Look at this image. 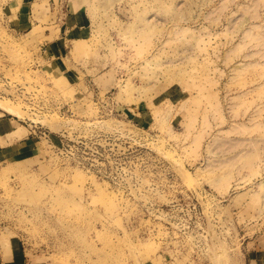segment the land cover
Masks as SVG:
<instances>
[{
  "label": "rangeland",
  "instance_id": "obj_1",
  "mask_svg": "<svg viewBox=\"0 0 264 264\" xmlns=\"http://www.w3.org/2000/svg\"><path fill=\"white\" fill-rule=\"evenodd\" d=\"M0 100V264L264 261V0H0Z\"/></svg>",
  "mask_w": 264,
  "mask_h": 264
},
{
  "label": "crops",
  "instance_id": "obj_2",
  "mask_svg": "<svg viewBox=\"0 0 264 264\" xmlns=\"http://www.w3.org/2000/svg\"><path fill=\"white\" fill-rule=\"evenodd\" d=\"M69 19L67 20V31L74 33L73 35L76 33L83 34L87 31L88 21L80 12L72 13ZM44 50L48 55L58 57L62 55L63 47L59 44V40L55 39L53 42H49ZM17 119L15 117L5 116V114L0 112V158L6 157L13 152L21 151L29 145H34L30 131H28L27 135L15 136L18 135V131L22 128ZM247 264H264V261L256 256H252L249 258Z\"/></svg>",
  "mask_w": 264,
  "mask_h": 264
},
{
  "label": "bare ground",
  "instance_id": "obj_3",
  "mask_svg": "<svg viewBox=\"0 0 264 264\" xmlns=\"http://www.w3.org/2000/svg\"><path fill=\"white\" fill-rule=\"evenodd\" d=\"M3 102H4V103H1V100H0V109H1V110H3L4 112H7V113H9V114L14 115L15 118H18V117L21 116V113H22V112H21L20 109H18L17 106L15 107L14 105L9 104V103H8L9 101L6 103V101L4 100ZM22 115H23V114H22ZM14 116H13V117H14ZM45 119H46V118H45ZM53 120H54V119H52V121H53ZM41 121H44V118H43V120L41 119ZM47 121H50V125L53 123V122H51V120H47ZM54 121H55V120H54ZM57 121H58V120H57ZM47 123H48V122H46V124H47ZM55 123L58 124V122H55ZM43 124H44V122H43ZM46 124H45V125H46ZM53 124H54V123H53ZM59 124H60V123H59ZM59 124H58V125H59ZM50 125L48 124L49 127H50ZM58 125H55V124H54V125H52V128H53V127L57 128V129L60 128V127H57ZM61 125H62V124H61ZM48 126H47V127H48ZM61 127H62V126H61ZM52 128H51V129H52ZM57 129H56V130H57ZM53 130H54V129H53ZM208 260H209V259H208Z\"/></svg>",
  "mask_w": 264,
  "mask_h": 264
}]
</instances>
